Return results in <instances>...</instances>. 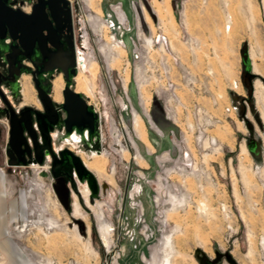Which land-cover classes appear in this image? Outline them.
Masks as SVG:
<instances>
[{
	"label": "rangeland",
	"instance_id": "rangeland-1",
	"mask_svg": "<svg viewBox=\"0 0 264 264\" xmlns=\"http://www.w3.org/2000/svg\"><path fill=\"white\" fill-rule=\"evenodd\" d=\"M69 1L79 46L76 60L80 57L84 62L83 67L78 65L83 74L80 90L77 89L78 74L73 79L72 87L91 103H98L101 110L113 117L117 124V97H123L124 92L119 87L120 78L122 89L128 88V95L134 104L135 87L126 52L122 48V51L114 49L113 45L103 46L114 31L99 27L100 21L96 22V15L101 16L99 3L103 12L105 9L108 13L109 5L120 1L131 20L128 6L136 0ZM139 5L144 7L151 18L148 20L146 17L151 30L154 32L153 23L158 17L172 50L180 54L186 67L193 69L187 58V48L178 40V16L183 11V27L200 44V49L195 50L199 61L193 72L200 76L205 74L207 66H211L215 76L208 83L213 98L217 95L221 98L218 107H211L210 96L208 99L206 95H198L199 92L190 95L186 83L177 90V94L186 104L190 99L195 100L213 116L222 119L219 125L210 129L218 140L217 149L213 153L199 151L202 140L196 137L199 136L196 126L193 136H188L189 147L182 144V151H187V155L180 157L177 165H166L168 170L163 177L167 183L162 180L160 184V180H154L155 185L152 187H141L138 201H131L128 198V171L148 166L145 173L153 178L158 168L154 156L147 157L146 162L142 158L144 146L149 152L154 150L150 143L146 145L136 135L133 118L130 124L125 111L122 112L123 119L128 132L134 137L133 140L129 134L122 132L121 146H127L128 151L124 149L121 152L116 140L110 137V127L106 124L103 127L100 151L94 152L93 149L91 153L86 147L78 149L81 154L79 158L94 175L97 186H100L99 196L92 201L88 186L78 181L75 188L78 186L80 196L75 188L74 191L72 189L71 197L69 192V208L64 209L54 191L55 197L47 191L40 193L33 190V174L29 171L32 169L37 174L40 170L35 165L26 168L28 171L22 168H17L14 173L5 170L6 196H22L24 214L17 221L7 222V247L6 250L0 247V264H264V0H139ZM226 20H231L228 31L224 27ZM129 37V34L120 36L131 54ZM81 40L86 43L83 49L80 48ZM243 44H246L250 73L253 76L250 97L241 82L240 49ZM251 58L257 63L258 74L253 72ZM153 60L157 63L158 58L154 57ZM106 67L116 82L117 97L105 96L100 89L102 84L107 87L101 81ZM152 72L153 75H149L150 82L146 80L143 84L140 78L137 79L141 98L147 99V108L151 93L160 87L158 70L153 68ZM22 76L25 77L20 80L21 108L34 106L40 109L30 75ZM57 76L52 80L51 99ZM60 76V100H53L54 103L62 101L61 93L65 83L62 74ZM237 80L241 82L242 88L228 91L230 83ZM196 81V88L202 91L206 79L201 76ZM27 83L31 86L32 95L26 101L23 95L27 91ZM256 92L261 95L260 98L255 97ZM231 95L240 100H233ZM228 101L241 103L237 113L225 117L222 106ZM154 103L151 118L166 136L160 144L153 138L157 150L155 155L159 156L161 150L171 149L168 133L172 127L164 120L160 103L155 100ZM141 121L147 135V126ZM118 136H121V132H118ZM71 138L78 142L80 136L74 133ZM250 141L257 143V158L247 148ZM5 144V129L0 122V168L4 167ZM204 146H207V142ZM166 157L167 154L163 153L159 159L164 160ZM88 162L101 165L103 174L89 168ZM57 175L58 179L64 180L60 170ZM74 203L78 207V216L73 214ZM222 208L226 210L227 216ZM102 224L109 226L106 245L98 232ZM217 253L221 255L220 258H217Z\"/></svg>",
	"mask_w": 264,
	"mask_h": 264
},
{
	"label": "built area",
	"instance_id": "built-area-1",
	"mask_svg": "<svg viewBox=\"0 0 264 264\" xmlns=\"http://www.w3.org/2000/svg\"><path fill=\"white\" fill-rule=\"evenodd\" d=\"M67 1L69 4V9L72 12L71 4L69 3L70 1L69 0ZM139 7H140L139 0L131 2L130 5L128 6V11L131 13V18H132L131 20L128 18L127 13L124 9L123 3L120 1L110 4L109 12L106 13L105 15L102 13L100 17L99 15H96L98 16L96 18L97 19L96 22L97 23L98 21L101 22V23L99 22V27H104L107 30L114 31L112 34L108 36V38L110 37V39L109 41H105V44L103 46L108 47L110 45H116L122 48L126 52L127 64L130 70L131 80L133 81L134 87H135L136 103L134 104L130 96L128 95V91H127L128 88L125 90L122 89V80L120 78L119 87H120V90L124 92L122 94L123 97H117L118 89H117V86L115 85L116 82L114 81L112 77V73L107 67L104 70L105 74L103 75V78L101 79V81L105 82L107 87H105V85L102 84L103 87H101L100 89L103 91L105 96L110 95V97L118 98L117 108L119 110L118 111V114H119L118 123L121 125V126L119 125L120 130H119V127L117 126L118 123L116 124L114 118L109 115L107 116L106 113L101 110L98 103H91L92 101L90 102L88 98H86L83 94H80L83 96L87 105H89L92 108L93 112L97 116V120H96L97 138L94 137L91 140H88L87 132L84 131L83 135L78 134L80 136L79 141L74 142L73 139L71 138V134L69 135L65 134L62 125L59 128V130L57 129L49 133L50 142H51V152L57 158H58L59 152L63 149L68 150L73 155L77 156L78 158H79L78 155L80 154L78 149H80V147L89 148L88 151L91 153H92L91 150L93 149H94V152L100 151L101 145H102L101 138L103 134V127L105 124L108 125V127H110V137L116 140V142L118 143V146H120L121 152L124 149L128 151L129 148L127 146L126 148H122L121 146V138L123 136L122 132L124 131V134L126 132L127 135L128 134L130 135V132H128V127L126 126V123L122 116V112L127 111L130 124L132 123V118L134 117V115L135 114L139 115L147 126L146 131L149 132L148 134L150 135L152 134L154 138H156L160 144V142L166 136L155 125L150 115L154 107V104H155L154 100L159 102L161 105V110H162L164 120L172 127L168 133V143L171 149L167 148V149L161 150V154L159 156L155 155L157 152L156 149L153 152H149L148 150H146L144 154H142L141 152L142 158L144 159V161L146 160L147 157L154 156L155 164L158 169L155 171V175L153 177L154 179L148 177L145 173V170H147L148 166L145 169L140 168L135 171L130 169L128 171L127 173V185L129 188L128 198L131 201H138L137 200L139 197L138 195H139V192L142 186L152 187L153 185H155L154 180H157V179L160 180V184L162 180L165 183H167V180H165L163 177V175L166 174L168 170L166 168V165H168L169 163H173L174 165H177L180 157H183V156L185 157L187 155V151L186 152L182 151V144L185 143L186 146L189 147L187 144L188 136H191V135L193 136L196 126L198 128L197 134L199 135L196 137L202 140L201 146H199V151L201 153L203 152L213 153L214 150L217 149L218 147L217 146L218 140L216 139L215 136L211 134L210 129L212 127L219 125V123L222 121L221 118L213 116L212 113L207 108L204 109V107L198 102H196L195 100L190 99V102L186 104L184 101L180 99V97L177 94V90H179L186 83V86L190 88V90L186 88L190 91V95L195 94V92L197 93L199 92L198 95H206L208 99L210 96L211 98L209 100L211 103V107L212 106L218 107L219 106L218 100L221 98L220 95H217V97L215 96L213 98V95H212L213 93L211 92L212 88H211V85H209L208 83L210 82V80H213L214 79L213 77L215 76V72L211 68V66H207L205 74H200V76L197 75L195 72H193L196 66V63H198L199 61L198 57H196L195 55V50L200 49V44L196 38L192 37V35H190L187 32L186 27H183L185 26L184 19L182 16L183 11H180L179 16H178V22H177L178 40L182 45H184L187 48V52L189 55L187 58H189V60L191 61V64L193 65L192 66L193 69L186 67V64L183 63L180 54H177L172 50L169 44V38L163 32V27L161 26L158 18L156 17L157 19L155 23L152 22L153 27H155L153 28L154 29V32H153L151 30L150 25L145 20V17L142 11L139 9ZM230 25H231V20H226V26H225L226 31L229 30L228 28L230 27ZM118 33L121 34L120 36L124 34L130 35L129 40L131 44V54H129L128 51L126 50L125 44L122 41V38L118 36ZM80 38L83 39V36H80ZM85 44L86 43L81 40L80 48L83 49L85 47ZM77 49H79V46L76 41V44L74 46L76 75H77V60H76ZM154 57L158 58L157 63L154 62L153 60ZM153 68H156L158 70V76L160 77V87L158 89L153 90V92L151 93L150 100H149V106L146 109V106H144L142 98H141L140 88L138 86L137 78H140L143 84L144 82H146V80L147 82H150L149 75L150 74L153 75V72H152ZM22 75L24 74H21L16 79V83L18 86L16 96H14L13 91L11 90L10 84H8L7 82L0 83L1 92L3 93L8 103L10 104L11 108L14 110L16 114H19V112L22 109L21 108L22 98L20 95V92H21L20 80L22 78ZM201 76H203V78H205L206 81H205V84L202 86V91H199V89L196 88V83H198V81L196 80H198V78H201ZM73 79H72V86H73ZM188 80H191V81H188ZM192 81H194L193 85H192ZM228 88H229L228 91H235V90L237 91L238 89L242 88V85L239 80L232 81L230 85L228 86ZM236 95L239 96L237 93ZM153 96L155 98H153ZM240 103L239 102L233 103L231 101H228L227 104H223L222 106L223 115H225L226 117V115H229L231 113H237L238 112L237 108ZM3 108H4V104L0 97V109H3ZM208 113H211V115L210 114L208 115ZM61 119L62 118H60V120ZM0 122L3 124L4 129H5V134H6V144L3 149V153L5 155V161H4V167L0 168V172L2 174H5V170H10L14 173L16 172L17 168H22V169L29 168L30 169L34 165L36 167H39L40 169L45 168L46 172L44 173L47 176L39 179L40 181L38 180V174H35L34 170L31 169V171H29L33 174L32 176L33 190L35 192H40V193H44L47 191L48 194L50 193L53 194L54 179L51 176V165H52L51 154L45 153L43 155V161L41 164L29 163L25 166L8 165V159L6 157L5 152L7 149V142H8L9 123H8V120L4 116L0 117ZM131 128H132V125H131ZM125 129L127 131H125ZM118 132L119 133L121 132V136H118ZM73 133H76V132L73 131L72 134ZM130 138L134 140L133 135H130ZM26 139H27L28 144L31 146V140L27 136H26ZM38 141L41 143L39 136H38ZM206 142H207V146L205 147L204 144ZM82 144H84V146ZM160 147L158 148V150H160ZM136 148H137V145H136ZM163 153H166L167 157L164 160H160L159 157ZM111 170H114V169H111ZM61 174L63 175L65 186L68 192L71 193L72 189L74 191L75 184L76 185L78 184L76 173L72 169L70 172L68 170H65V172ZM42 179L43 181L41 182ZM83 184H86V183L83 182ZM98 187L100 188V186ZM75 191H77L79 195L78 186L77 188H75ZM71 196H72V193L70 194V197ZM90 196L91 195H89V197ZM98 196H99V193H98ZM154 201H155V198H154ZM222 212L224 213L225 216H227L225 209L222 208ZM227 227H228L227 228L228 230H231L230 226H227Z\"/></svg>",
	"mask_w": 264,
	"mask_h": 264
},
{
	"label": "water",
	"instance_id": "water-1",
	"mask_svg": "<svg viewBox=\"0 0 264 264\" xmlns=\"http://www.w3.org/2000/svg\"><path fill=\"white\" fill-rule=\"evenodd\" d=\"M6 1L0 0V83L7 82L10 84L13 94L16 96L18 90L16 79L23 70L24 73L31 76L37 97L44 110L42 114L33 112L29 107H24L19 114H16L0 90V97L4 104V108L0 109V117L4 116L9 123L8 142L5 152L8 165L41 164L43 155L50 153L52 157L51 176L54 179L53 191L63 208H69V192L65 186V181L58 179V171L62 168L69 172L73 169L78 181L86 183L91 192L92 201L99 193L94 175L86 169L77 156L66 149L61 150L57 158L51 152L49 138V132L53 130L55 125L57 127L62 125L67 135L72 134L73 131L83 135V132L86 131L88 140L94 137L97 138L96 114L87 105L83 96L72 89V79L76 76V69L73 68L75 56L71 57L69 69L52 65L41 72L34 71L30 73L20 63V56L29 57L33 49L38 50L43 58L49 56L46 52L48 46L58 49L54 30L59 22L60 11L66 12L67 15L69 14L68 1L45 0L43 5H40V0H38L30 15H25L17 11V9L9 8ZM47 19L51 20L52 25L49 24ZM240 56L242 62L241 82L250 97V82L253 76L250 73V61L246 44H243L240 49ZM54 68L62 70L65 83L62 90L63 101L59 105L54 104L48 95V90L43 89L46 79L42 80V87L39 86L40 81L38 79L41 78L40 75L42 73L53 71ZM231 97L233 100H240L233 95ZM250 109H252V106ZM32 112L34 116H32ZM59 116L62 118L60 122ZM26 136L31 140V146L28 144ZM38 136L41 143L38 141ZM247 148L253 157H259V148L255 141H250L247 144ZM41 176L46 177L47 175L42 173ZM224 256L229 258L228 254ZM220 257L221 255L217 253V258Z\"/></svg>",
	"mask_w": 264,
	"mask_h": 264
},
{
	"label": "flooded vegetation",
	"instance_id": "flooded-vegetation-1",
	"mask_svg": "<svg viewBox=\"0 0 264 264\" xmlns=\"http://www.w3.org/2000/svg\"><path fill=\"white\" fill-rule=\"evenodd\" d=\"M43 1L45 0H40V5H43ZM37 2L38 0H7L6 4L11 9H14V10L17 9V11H19L22 14L30 15L33 11L34 5L37 4ZM45 12L47 13L46 9H45ZM60 14L61 15L59 16V22L54 30L55 37L57 38L58 49L56 50L48 46L46 52L47 54H49V56L46 58H43L41 53H39V51L36 49H33L30 52L29 57L22 56V55L20 56L21 65L25 67L30 73L34 71L41 72L44 69L52 65L60 66L61 68H64V69L70 68L71 57L75 56L74 46L76 44V37H75V32H74L73 20H72L73 15L70 10H69L68 15L64 11H60ZM47 20L49 21V24L52 25L51 20L50 19H47ZM73 68L75 69V60L73 63ZM21 72H22L21 74H26L23 72V70ZM56 74L57 75L62 74V77H63L62 70L58 68H54L53 71H47V72L42 73L40 75L41 78H38L40 81V84H39L40 87L43 86L42 80L44 78L46 79V84H45V87H43V89L48 90V95L50 97H51V92H52V80ZM20 75H18L17 78ZM31 81H32V78H31ZM29 108H31L33 112L35 111V112H39L42 114L44 112L42 105L40 109H36L34 106H29ZM33 112L31 113L32 116H34ZM60 121L61 120H59V122ZM59 128H60L59 126L57 127V125H55L52 131L57 130V129L59 130ZM60 172L61 173L65 172V169L63 168L60 169Z\"/></svg>",
	"mask_w": 264,
	"mask_h": 264
},
{
	"label": "bare ground",
	"instance_id": "bare-ground-1",
	"mask_svg": "<svg viewBox=\"0 0 264 264\" xmlns=\"http://www.w3.org/2000/svg\"><path fill=\"white\" fill-rule=\"evenodd\" d=\"M151 2H154L155 0H150ZM141 11H142V13H143V15H144V17H145V20L147 21V19H146V17L148 18V20H149V16H148V13H147V11L145 12L144 11V7L143 6H141L140 8H139ZM146 10V9H145ZM154 13V12H153ZM156 15V14H155ZM157 16V15H156ZM158 18V17H157ZM229 19V18H228ZM158 20H159V18H158ZM160 21V20H159ZM161 22V21H160ZM225 27V26H224ZM113 48L114 49H117V50H120V51H122L121 50V48L119 47V46H116V45H113ZM248 53V52H247ZM248 57H249V55H248ZM254 58V57H253ZM253 58H251L252 59V63H251V65H252V67H253V72L255 73V74H258L257 73V70H258V68H257V63L254 61V59ZM250 60V59H249ZM77 61H78V64H77V76H78V84H77V89H79L80 90V87H81V84H80V80H81V78H82V72L81 71H79V66H82L83 67V64H84V62H83V60L79 57V58H77ZM94 63V62H93ZM79 65V66H78ZM80 77V78H79ZM138 79V78H137ZM62 79H61V76L60 75H58L57 77H56V79H55V81H54V92H53V95H52V99L54 100V101H59L60 99V97H59V91H58V82H60ZM61 84V83H60ZM30 92H29V90L27 89V91L24 93V95H23V97H24V99L27 101V100H29L30 99ZM61 95H62V93H61ZM260 94L258 93V92H256L255 93V97H257V98H260ZM38 100V99H37ZM148 100H149V98H148ZM62 101H63V98H62ZM62 101H61V103H62ZM143 101V104H146L145 106H146V109H147V105H148V102H147V99H145V100H142ZM39 102V101H38ZM54 103V102H53ZM61 103H54V104H57V105H59V104H61ZM41 105V104H40ZM56 105V106H57ZM142 119L139 117V115H137V114H135L134 115V117H133V125H134V131H135V133H136V135L142 140V142H144L146 145H148L149 144V142H148V140H147V138H146V133H145V128H144V124H143V122L141 121ZM241 125H242V123H241ZM243 129V128H242ZM74 134V133H73ZM73 134H71V137H72V135ZM50 138V137H49ZM244 145V144H243ZM245 146V145H244ZM135 152H137V151H135ZM81 155V154H80ZM96 156V155H95ZM97 157V156H96ZM93 160H95V159H93ZM92 160V161H93ZM97 162H98V160H97ZM101 164L103 163V162H100ZM88 167L89 168H92L93 170H95L96 172H98L100 175L101 174H103V168H102V166L101 165H97L96 163H92V162H88ZM104 167V166H103ZM39 168V167H38ZM40 170V171H39ZM38 171L39 172H37V174L40 176V174H42V173H44V172H46V170H45V168H43V169H38ZM41 178H44V177H42V176H40ZM41 181H43V179L41 180ZM75 202V201H74ZM73 214H74V216H78V207L76 206V203H74L73 204ZM108 231H109V226H105V225H100L99 226V228H98V232H99V234H100V238H101V240H102V242H103V244L104 245H106L107 244V235H108ZM263 242H264V240H263ZM264 244V243H263ZM250 252L248 251L247 252V254H249Z\"/></svg>",
	"mask_w": 264,
	"mask_h": 264
},
{
	"label": "crops",
	"instance_id": "crops-1",
	"mask_svg": "<svg viewBox=\"0 0 264 264\" xmlns=\"http://www.w3.org/2000/svg\"><path fill=\"white\" fill-rule=\"evenodd\" d=\"M100 6V10L102 14H106L107 12ZM25 77V76H22ZM25 82V81H24ZM28 85V83H27ZM26 85V86H27ZM22 86V83H21ZM27 89L30 90V94L32 93L31 86L28 85L26 87ZM32 95V94H31ZM53 101V99H52ZM54 102V101H53ZM38 107V104L35 105ZM241 131L243 129H240ZM146 138H148V142L150 143L151 147L153 150L156 148L154 147L156 144L155 141L153 140L154 136L151 134L146 135ZM144 146V145H143ZM147 149L146 146L143 147V151L145 152ZM22 214H24V199L20 195L19 196H14L12 198H8L5 193V176L0 172V247H3L4 250H6V225L7 222L9 221H17L22 218Z\"/></svg>",
	"mask_w": 264,
	"mask_h": 264
}]
</instances>
